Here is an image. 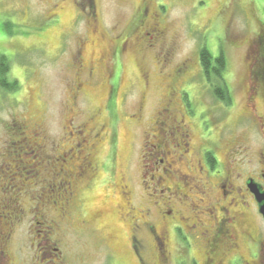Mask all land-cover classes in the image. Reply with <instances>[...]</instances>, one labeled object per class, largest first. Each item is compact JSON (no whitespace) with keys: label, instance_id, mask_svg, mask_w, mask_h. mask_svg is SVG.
<instances>
[{"label":"rangeland","instance_id":"rangeland-1","mask_svg":"<svg viewBox=\"0 0 264 264\" xmlns=\"http://www.w3.org/2000/svg\"><path fill=\"white\" fill-rule=\"evenodd\" d=\"M141 3L142 0H95L98 16L87 19L73 0H0V57L5 55L10 62V79L20 83L19 90L14 92L0 87V220H6L5 212L2 213L6 210L4 202L12 197L18 199V207L28 215L12 228L7 245L10 264H140L132 248L133 239L142 244L144 263L156 261L149 226L161 229L166 223L158 215V208H153L151 216L140 210L151 206L150 201L157 199L162 203L166 197L159 195L164 186L158 187V196L146 195L156 186L150 181L149 168H143L153 167L151 161H146L149 156L144 158V131L174 81L170 79L172 83H168L167 74L157 62L156 50L138 47L134 53L116 55L113 27L120 24V30L132 32L131 16ZM161 3L170 39L167 46L174 48L168 70L187 65L184 74L176 77V86L188 89L198 112L206 114L195 119L178 99L187 122L197 125L193 131L194 148L190 156L186 155L188 161L180 166L182 171L191 176L194 171L199 173L195 162L200 156L193 151L200 152L201 143L207 142L202 139L204 132L199 123L211 131L208 141L225 146V152L231 140L248 144L254 154L250 164L256 162L255 167L259 166L255 155L264 147V127L258 125L264 124V97L257 98L249 109L244 87L247 62H252L256 55L248 51L246 43L257 33L258 21L264 23V0ZM204 46L214 57L223 50L227 58L225 75L233 98L230 105L215 98L203 77L200 51ZM100 52L109 55L102 65L96 58ZM142 69L150 75L147 85L141 76ZM77 72L83 84L79 92L75 87ZM114 82L117 85L113 124L108 102L113 99L110 95ZM132 115L137 119L132 120ZM16 121L28 122V140L39 133L36 141L43 146L37 154L29 144L27 151L21 131L13 129ZM83 122L87 123L86 129L80 128ZM79 129L83 130L78 132ZM85 137L86 143H81L79 149L91 154L96 170L83 178L72 177L79 159L76 160L75 152L74 156L64 158L63 152ZM241 168L247 171L248 167L243 162ZM143 174L147 176L145 182ZM211 180L216 182L215 178ZM68 181L74 193L69 196V214L59 227L58 209L64 194L67 195ZM143 183L149 189L144 191ZM124 185L135 193L134 211L127 209L121 192ZM198 192L194 188L188 191L192 200L182 204L180 211L184 216L195 215L193 209L197 208L191 204L193 199L198 204ZM170 207L166 205L165 210ZM97 211L99 218L95 217ZM132 216L143 219L134 221ZM263 217L255 215L264 234ZM199 218L207 228H213L212 218L205 214ZM143 220L151 225H143ZM196 221L190 219L188 223ZM136 223L142 228L134 232ZM49 224L57 228L58 235H51L58 247L56 251L45 249L46 233L40 232L47 231ZM175 247L172 242L168 264H176L180 251L175 254ZM199 249L194 242L191 250L196 254Z\"/></svg>","mask_w":264,"mask_h":264},{"label":"flooded vegetation","instance_id":"flooded-vegetation-1","mask_svg":"<svg viewBox=\"0 0 264 264\" xmlns=\"http://www.w3.org/2000/svg\"><path fill=\"white\" fill-rule=\"evenodd\" d=\"M73 1L80 9V14L87 17V19L90 17L95 19L98 16L95 0ZM162 6L161 0H142V3L131 16L132 32L126 33V29L120 30L122 28L120 24L113 26L114 34L116 33V55L120 56L128 52L134 53V49L138 47L143 50H156L157 62L162 67V70L165 71V75L167 74L168 83L171 84L172 80L174 81L167 89L165 101L160 102V108L154 118H152L151 123H149L148 130L144 131L143 151L146 153L144 158L149 156L146 161H151L153 163L151 166L153 167L144 165L143 168H149V172L152 173L150 181L156 186L151 194L148 193L146 195L150 197L158 196V187L164 186V188L159 190V195L166 197V200L162 201V203L155 199L150 201L151 206L147 209L140 210V213L151 216L153 208L156 207L159 209L158 215L166 223L163 228L159 229L152 226L150 222L143 220V225H151L149 229L153 239L152 243L156 259L152 264H168L170 262L172 242L176 245L173 252L177 254L180 251L176 264H264V234L255 220L256 214L263 216L260 211L262 205L257 200L252 188L253 185H256L258 192L264 193V147L256 152L255 156H258L259 166L255 167L256 162L252 165L250 164L254 154L251 153V148L248 144H236L235 140H231L226 144L228 148L225 152V146L220 147L218 144L208 141L210 140L209 134L211 131L199 123L204 132L202 139L207 141L202 142L199 146L200 152L198 150L193 151L194 154L200 156L195 162L199 173L195 174L194 171L191 176L190 173L182 171L180 166H182L183 162L186 163L188 161L186 155L189 154L190 156L194 148L193 131L195 126L197 128V125L187 122L179 109L180 102H178V99L183 101L182 105L185 110L188 114L195 116V119H200L196 118L197 115L206 114L198 112V108L194 104L188 89H185L182 85L176 86L175 82H178L176 77L184 74V71L187 70V65L183 64L182 67L174 66L172 71L168 70L172 63L174 48L167 46L170 39L163 12L160 10ZM258 23L257 33L253 35L252 40H248L246 43L248 51H253L256 54L252 62H247L244 89L249 109L253 108L252 104L257 98L264 97V23L262 21H258ZM108 57L107 53L100 52L98 55L96 53L97 63L100 65L105 63ZM79 59H77V62L80 61ZM81 67L82 64H79L77 69L79 74L81 73ZM78 72L75 74V87L79 92L83 84L79 79ZM90 75L92 76L93 73H90ZM141 76L145 85H147L150 77L149 72L142 69ZM113 84L114 87L110 95L113 99L108 104L109 110L113 114L112 123L114 124L115 106L113 103H115L116 94L114 96V93L116 92L115 85L117 83L114 82ZM141 110L142 107H140L138 112ZM130 118L132 120L137 119L135 115L130 116ZM259 124L262 128L264 127V124ZM12 126L13 129L21 131L23 144L26 145L27 151L29 144L32 152L37 154L43 146L42 143L36 141L39 133H34V139L30 141L28 140V122L16 121ZM80 128L86 129L87 123L83 122ZM81 130L83 129L77 131L81 132ZM208 142L214 145H207ZM81 143H86V137L73 148L63 152L64 158L74 156L75 152L76 160L79 159L77 169L71 173L72 177L83 178L88 173L96 170L91 154L79 149L82 145ZM215 146L218 147L216 148ZM222 155L224 158L221 157ZM243 162L248 167L247 171L241 168ZM211 178H215L216 182L214 183ZM142 179L145 182L147 176L143 174ZM67 186V195L65 197L64 194L65 198L63 197L64 200L61 199V206L58 209L61 214V220L58 221L59 227L60 223L65 221L69 214L68 205L71 201L69 196L74 193L72 183L68 181ZM142 187L144 191L149 189L145 183L142 184ZM190 188L197 189L200 197H196L198 200L197 205L194 203V199L191 204L197 208L193 209L195 215L184 216L180 208L182 204H186V201L192 200L188 194ZM121 189L122 196L126 200L127 209H130V211L136 210L132 203L134 202V191H129L127 185H124ZM208 199L213 200L208 201ZM60 203L55 204L60 205ZM166 205H171L172 207L165 210ZM4 208L6 210L3 209L2 213L5 212L7 218L3 223L0 220V264H10L11 256L7 251V245L11 238L12 228L20 223L21 218H26L28 215L23 212L20 206L18 207V199L16 197L6 199ZM9 211H12L11 214ZM130 211L128 210V214H132ZM175 213H177V216H174ZM200 214H205L212 218L213 228L205 226L202 219L199 218ZM100 216V212L97 211L95 217L99 218ZM40 217L43 218L42 215ZM132 218L134 221H141L143 216H132ZM190 219L197 221L190 225L188 223ZM37 223L40 224V222ZM140 228L142 226L136 223L133 230L136 232ZM56 230L55 224H49L47 231H40L46 233L43 237L45 238V249H49V251H56L58 248L55 241L52 240V236L57 233ZM111 238L116 239L114 236ZM194 242L200 246L196 254L191 250ZM141 246L142 244L139 240L133 239L132 248L138 255L140 264H146L141 254Z\"/></svg>","mask_w":264,"mask_h":264},{"label":"trees","instance_id":"trees-1","mask_svg":"<svg viewBox=\"0 0 264 264\" xmlns=\"http://www.w3.org/2000/svg\"><path fill=\"white\" fill-rule=\"evenodd\" d=\"M200 61L203 68V77L208 82L216 99L224 104H231L232 94L226 80L227 58L223 52L214 57L209 49L204 46L200 51ZM10 62L5 55L0 57V87L6 91L14 92L19 90L20 83L17 79H10L8 76Z\"/></svg>","mask_w":264,"mask_h":264},{"label":"water","instance_id":"water-1","mask_svg":"<svg viewBox=\"0 0 264 264\" xmlns=\"http://www.w3.org/2000/svg\"><path fill=\"white\" fill-rule=\"evenodd\" d=\"M253 191L255 192L256 194V197H257V200L261 203V213L262 215L264 216V193H259L257 188H256V185H253Z\"/></svg>","mask_w":264,"mask_h":264}]
</instances>
